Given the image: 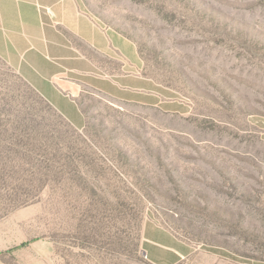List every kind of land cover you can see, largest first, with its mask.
<instances>
[{
  "label": "rangeland",
  "instance_id": "1",
  "mask_svg": "<svg viewBox=\"0 0 264 264\" xmlns=\"http://www.w3.org/2000/svg\"><path fill=\"white\" fill-rule=\"evenodd\" d=\"M195 252L264 264V0H0V264Z\"/></svg>",
  "mask_w": 264,
  "mask_h": 264
},
{
  "label": "crops",
  "instance_id": "2",
  "mask_svg": "<svg viewBox=\"0 0 264 264\" xmlns=\"http://www.w3.org/2000/svg\"><path fill=\"white\" fill-rule=\"evenodd\" d=\"M153 257H157L158 252L155 248H150ZM179 259L173 260L169 264H179ZM185 264H243L232 259L210 252H195L187 255Z\"/></svg>",
  "mask_w": 264,
  "mask_h": 264
}]
</instances>
